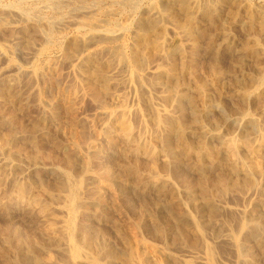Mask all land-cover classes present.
I'll list each match as a JSON object with an SVG mask.
<instances>
[{
    "label": "rangeland",
    "instance_id": "rangeland-1",
    "mask_svg": "<svg viewBox=\"0 0 264 264\" xmlns=\"http://www.w3.org/2000/svg\"><path fill=\"white\" fill-rule=\"evenodd\" d=\"M167 1L0 0V264H238L242 211L261 205L264 224V0ZM139 19L156 24L139 34ZM172 117L191 130L176 160ZM97 129L101 156L84 160Z\"/></svg>",
    "mask_w": 264,
    "mask_h": 264
},
{
    "label": "bare ground",
    "instance_id": "bare-ground-1",
    "mask_svg": "<svg viewBox=\"0 0 264 264\" xmlns=\"http://www.w3.org/2000/svg\"><path fill=\"white\" fill-rule=\"evenodd\" d=\"M169 1V3H170V7L172 6V5H178L180 8L181 7H185L186 6V3H187V0H168ZM167 1V2H168ZM165 4H167V3H165ZM168 5V4H167ZM192 5V4H191ZM170 7L168 6V7H166L165 5H164V8H166V10H169L170 9ZM187 9H188V6H187ZM164 11V10H163ZM187 11V10H186ZM195 11V10H194ZM159 13V12H158ZM178 13V12H177ZM121 14V13H120ZM148 14H150L149 16L150 17H152L153 19H154V16H155V14H156V10L155 9H153V10H151V11H148ZM161 15V14H160ZM174 15V14H173ZM131 16V15H130ZM171 17V16H170ZM185 18V17H184ZM167 19V18H166ZM170 19V18H169ZM205 20V19H204ZM129 21V20H128ZM217 21V20H216ZM172 22V21H171ZM129 23V22H128ZM134 23V22H133ZM87 24V23H86ZM85 24V25H86ZM126 24V23H125ZM156 24V20H149V19H146V20H144V19H139V20H137L136 21V30H138L139 31V34H141V33H144V32H147V31H149V30H151V28H152V26H154ZM134 25V24H133ZM82 27H83V25H82ZM98 26H96V27H94V28H97ZM121 27V26H120ZM122 27H123V24H122ZM87 28V27H86ZM91 28V27H90ZM99 28V27H98ZM97 28V29H98ZM126 28V27H125ZM93 29V28H92ZM91 29V30H92ZM118 30V29H117ZM128 30V29H127ZM49 31H50V29H49ZM122 31V30H121ZM123 31H124V29H123ZM126 31V30H125ZM52 32V31H51ZM113 32V31H112ZM18 33V32H17ZM96 33V32H95ZM45 34V33H44ZM52 34V33H51ZM21 35H22V33H21ZM110 35V34H109ZM115 35V34H114ZM32 36H33V34H32ZM48 36V35H47ZM116 36H118V35H116ZM159 36V35H158ZM31 37V36H30ZM115 37V36H114ZM152 37V36H151ZM172 37V36H171ZM17 38V37H16ZM15 38V39H16ZM26 38V37H25ZM34 38V37H33ZM176 38V37H175ZM30 39V38H29ZM31 40V39H30ZM93 40H95V39H93ZM169 41V40H168ZM14 42V41H13ZM90 42V41H89ZM173 42V41H172ZM88 43V42H87ZM91 43V42H90ZM80 44V43H79ZM81 44H82V42H81ZM135 44V43H134ZM144 44V43H143ZM90 45V44H89ZM132 45V44H131ZM145 45V44H144ZM13 46V45H12ZM91 47V46H90ZM166 47V46H165ZM87 48V47H86ZM88 49V48H87ZM83 50V49H82ZM81 50V51H82ZM116 50V49H115ZM78 51H80V46L79 45H77V44H71L70 46H69V48H67L66 50H65V52H64V56L63 57H65L66 59L65 60H67L68 59V61L70 60V58H72V56L73 55H75V53H77ZM86 51V50H85ZM85 53V52H84ZM6 54H7V52H6ZM83 54V53H82ZM125 54V53H124ZM133 54V53H132ZM79 57V56H78ZM73 58H75V57H73ZM85 58V57H84ZM135 58H137V57H135ZM62 59V58H61ZM81 59V58H80ZM117 60V59H116ZM124 60V59H123ZM49 62V61H48ZM92 62V60H91V57H89V58H87V60H86V63H85V65H88V64H90ZM101 62V61H100ZM120 62V61H119ZM82 64H84V63H82ZM143 64H145V63H143ZM131 66H129V67H131L130 69H131V72H134V70L136 71V69L137 68H139L138 66L140 65V61L139 60H137V59H134L133 58V61H132V64H130ZM83 68V67H82ZM122 68V67H121ZM124 68V67H123ZM141 68V67H140ZM142 68H144V67H142ZM153 68V67H152ZM145 69V68H144ZM154 69V68H153ZM152 69V70H153ZM17 70V69H16ZM121 70H123V69H121ZM120 70V71H121ZM99 71V70H98ZM115 71V70H114ZM126 71V70H125ZM38 72V71H37ZM116 72V71H115ZM114 72V73H115ZM117 72H118V70H117ZM122 72V71H121ZM31 73V72H30ZM41 73V72H40ZM110 73V72H109ZM120 73V72H119ZM127 73V72H126ZM121 74V73H120ZM149 74V73H148ZM158 74V73H157ZM157 74H155V75H157ZM72 75V74H71ZM42 77L44 78L45 77V74L43 73V75H42ZM120 77H122V76H119V78ZM132 77H133V75H132ZM112 78V77H111ZM114 79V77L112 78V80ZM124 79V78H123ZM122 79V80H123ZM133 79V78H132ZM146 80V79H145ZM58 81V80H57ZM56 80H50V79H48L47 81L45 80L44 81V85H43V92H51V91H58V92H60L61 91V88L62 87H60V84L57 82ZM105 82H108V79L106 78L105 80H104ZM115 81V80H114ZM126 81V80H125ZM41 82V81H40ZM129 82H131V81H129ZM136 82V81H135ZM248 82V81H247ZM91 83V82H90ZM94 84V83H93ZM138 84H140V83H138ZM151 85V84H150ZM150 85H148V86H150ZM93 86V85H92ZM193 87V86H192ZM69 88V87H68ZM150 88L152 89V87L150 86ZM138 89H139V87H138ZM143 90H145V89H143ZM154 91H155V89H154ZM147 92V91H146ZM156 92V91H155ZM184 92V91H183ZM53 93V92H52ZM145 93V92H144ZM158 93H160V92H158ZM58 94V93H57ZM146 94V93H145ZM61 95V94H60ZM162 97V96H161ZM139 98H140V95H139ZM158 97H156V99H157ZM163 98V97H162ZM159 99V98H158ZM173 99V98H172ZM211 99V98H210ZM74 100V99H73ZM160 100V99H159ZM175 101H176V104L180 107V109L184 112L185 111V107H186V98H185V96H180V95H176L175 96ZM73 102V101H72ZM167 102V101H166ZM171 102V101H170ZM48 105V104H47ZM189 105V104H188ZM187 105V106H188ZM208 105V104H207ZM148 107V106H147ZM176 107V106H175ZM188 108V107H187ZM208 108V107H207ZM210 108H215L216 110L218 109V110H220V109H222V108H220V106L218 105V104H212L211 106H210ZM206 109V108H205ZM227 109V108H226ZM211 110V109H210ZM149 111V110H148ZM213 111V110H212ZM224 111V110H223ZM101 113H102V115H104V114H108L106 111H104V110H101L100 111ZM115 112V111H114ZM176 112V111H175ZM190 112H191V115H193V117H195L196 115H197V113L195 112V110L193 109V108H191L190 109ZM201 112V111H200ZM203 112V111H202ZM215 112H217V111H215ZM233 112V111H232ZM231 112V113H232ZM99 113V112H98ZM121 113V112H120ZM127 113V112H126ZM206 113H208L207 111H206ZM175 114V113H174ZM202 114V113H201ZM233 114V113H232ZM48 115V114H47ZM101 115V116H102ZM195 115V116H194ZM203 115H205V111H204V114ZM44 116V115H43ZM98 116V115H97ZM239 116V115H238ZM199 117H201V115L199 116ZM42 118V117H41ZM191 118V117H190ZM202 118V117H201ZM212 118V117H211ZM231 118V117H230ZM87 119V118H86ZM188 119V118H187ZM192 119V118H191ZM84 120H85V118H84ZM232 120V122L234 123V124H238L239 126L238 127H240L241 128V130L243 131V132H245V133H249L250 131H252V130H257V129H259L258 128V120L256 119V118H247V117H243V118H234V116H233V118L231 119ZM230 120V121H231ZM189 122V121H188ZM197 122V121H196ZM195 122V123H196ZM200 122V121H199ZM220 122V121H219ZM187 123V122H186ZM232 123V124H233ZM76 124H77V121H76ZM81 124V123H80ZM167 124H168V133H167V137H166V145H167V151H168V154H169V156L172 158V159H174V160H176L177 159V156H179L178 155V153L175 151V150H173V148L170 146L171 145V142L172 141H174V139L176 140H178V139H181V140H183L188 134H191V130L189 129L190 127H187V126H185V125H183L179 120H177V119H175V118H173L172 117V119L169 121V122H167ZM197 124H199V123H197ZM42 125V124H41ZM209 125V124H208ZM44 126V125H43ZM192 126V125H191ZM38 127H40L39 126V124H38ZM217 128V127H216ZM35 129V128H34ZM38 129V128H37ZM90 129V128H89ZM163 129V128H162ZM212 129V128H211ZM163 131H164V129H163ZM256 132V131H255ZM37 133V132H36ZM78 133V132H77ZM105 133V132H104ZM164 133V132H163ZM206 133H208V132H206ZM92 134V133H91ZM79 135V134H78ZM88 136V135H87ZM100 136H101V132H99L98 131V129L96 130V133H95V135H94V138H93V140H91L90 142H89V144H88V147H87V150H86V153H82V158L84 159V160H86L88 157L87 156H91L92 158H98V157H100L101 156V147H100V144L102 143L101 141V143H99V138H100ZM224 136V135H223ZM254 136V135H253ZM103 138V137H102ZM80 139V138H79ZM105 140V139H104ZM248 140V139H247ZM251 140V139H250ZM106 142V141H105ZM175 142V141H174ZM79 143V142H78ZM177 143H178V141H177ZM200 143V142H199ZM70 144H71V142H70ZM72 145V144H71ZM177 145V144H176ZM175 145V146H176ZM150 146V145H149ZM180 147H182V146H180ZM76 149H77V147H76ZM217 149V148H216ZM235 149V148H234ZM78 150V149H77ZM166 151V152H167ZM221 151V150H220ZM226 151V150H225ZM76 152V151H75ZM83 152V151H82ZM162 152V151H161ZM79 153V152H78ZM230 153V152H229ZM217 155V154H216ZM234 155V154H233ZM186 156V155H185ZM166 157V156H165ZM231 157V156H230ZM14 159V158H13ZM183 159V158H182ZM65 160V159H64ZM74 160V159H73ZM6 161H7V159H6ZM224 161V160H223ZM74 162V161H73ZM174 162V161H173ZM217 162V161H216ZM19 163V162H18ZM197 163V162H196ZM12 164V163H11ZM227 164V163H226ZM38 165V164H37ZM65 165H66V163H65ZM82 166H84V163H83V165ZM188 167V166H187ZM254 167H255V165H254ZM253 167V168H254ZM85 168V167H84ZM108 168V167H107ZM110 168V167H109ZM249 168V167H248ZM172 169V168H171ZM257 169V168H256ZM134 170V169H133ZM233 170H234V168H233ZM253 170V169H252ZM137 171V170H136ZM243 172V171H242ZM53 173V172H52ZM103 173V172H102ZM255 173V172H254ZM80 174V173H79ZM107 174V173H106ZM231 174V173H230ZM35 175V174H34ZM210 175V174H209ZM231 176V175H230ZM246 176V175H245ZM235 177V176H234ZM242 177V176H241ZM65 180H67L68 182L70 181V174L67 172L66 174H65ZM89 178V177H88ZM204 178V177H203ZM238 178V177H237ZM243 178V177H242ZM248 181L247 182H249V179L248 178H246ZM44 180V179H43ZM72 180V179H71ZM104 180V179H103ZM106 180V179H105ZM18 181V180H17ZM225 181H227V180H225ZM240 181V180H239ZM198 183H199V181H198ZM197 183V184H198ZM217 183V182H216ZM225 183V182H224ZM187 184V183H186ZM231 184V183H230ZM235 184V183H234ZM237 184V183H236ZM243 184V183H242ZM72 185V184H71ZM168 185V184H167ZM195 185H196V183H195ZM195 185H193V186H195ZM227 185H229V184H227ZM238 185V184H237ZM240 185H241V183H240ZM248 186L249 185H251V184H247ZM187 186V185H186ZM245 186V185H244ZM57 187V186H56ZM55 187V188H56ZM230 187V186H229ZM239 187H241V186H239ZM69 188H70V186H69ZM119 188V187H118ZM218 188H219V186H218ZM234 188V187H233ZM164 189V188H163ZM169 189V188H168ZM208 189V188H207ZM87 190V189H86ZM160 190V189H159ZM229 190V189H228ZM233 190V189H232ZM246 190V189H245ZM247 190H249V189H247ZM261 190V189H260ZM58 191V190H57ZM251 191V190H250ZM165 192V191H164ZM196 192V191H195ZM25 193V192H24ZM176 193V192H175ZM242 193V192H241ZM253 193V192H252ZM255 193V192H254ZM253 193V194H254ZM112 195V194H111ZM169 195V194H168ZM187 195V194H186ZM193 195V194H192ZM189 196V195H188ZM249 196V195H248ZM68 197H69V205H68V208H69V214H70V219H69V221H68V227H69V229L70 230H72L73 229V227H74V225H75V220H74V217H75V215H76V213H77V210H78V204H77V202H78V197H79V195H78V190H77V188L76 187H73V188H71L70 189V191H69V195H68ZM87 198H90V196L89 197H87ZM174 199V198H173ZM259 199V198H258ZM68 201V200H67ZM94 202V201H93ZM173 202V201H172ZM255 203H257V202H255ZM84 204V203H83ZM82 204V205H83ZM151 204V203H150ZM202 205V207H209V209L211 208V209H213L214 207V205H212V204H210L209 202H204L203 204H201ZM84 206V205H83ZM219 206V205H218ZM260 206L261 205H253V207H249V208H246V209H244L243 211H242V215H243V218H244V226H243V228H242V234L244 235V237H243V241L242 242H240V243H236V245L238 246V252H239V260H238V264H260V262L262 261V260H264V224H263V222L261 223V221L262 220H260V218H261V215L263 214L261 211H263L262 209L260 210ZM158 207V206H157ZM245 208V207H244ZM214 210V209H213ZM240 210V209H239ZM45 211V210H44ZM197 211V210H196ZM219 211V210H218ZM167 212V211H166ZM215 212V211H214ZM222 212V211H221ZM220 212V213H221ZM164 213V212H163ZM198 213V212H197ZM218 213V212H217ZM262 213V214H261ZM210 214V213H209ZM215 215V214H214ZM217 216H218V214H216ZM212 216V215H211ZM239 217V216H238ZM212 219V218H211ZM214 219H216V218H214ZM217 220V219H216ZM236 220V219H235ZM215 221V220H214ZM188 223V222H187ZM186 223V224H187ZM211 224V223H210ZM229 224V223H228ZM205 225V224H204ZM206 225H208V224H206ZM217 225V224H216ZM230 225V224H229ZM180 227V226H179ZM202 227V226H201ZM195 228V227H194ZM181 229H183V228H181ZM235 229H237V228H235ZM168 230V229H167ZM178 230V229H177ZM225 230V229H224ZM227 230V229H226ZM238 230V229H237ZM237 230H235V231H237ZM179 232V231H178ZM182 232V231H181ZM184 232V231H183ZM239 232V231H238ZM15 233V232H14ZM19 233V232H18ZM185 233V232H184ZM86 234V233H85ZM188 234V233H187ZM186 234V235H187ZM24 235V234H23ZM71 235V234H70ZM87 235V234H86ZM180 235V234H179ZM37 236V235H36ZM40 236V235H39ZM84 236V235H83ZM229 236V235H228ZM227 236V237H228ZM40 237H42V235L40 236ZM75 237V236H74ZM177 237H178V235H177ZM188 237V236H187ZM36 238V237H35ZM85 238V237H84ZM219 239L221 238V237H218ZM233 238V237H232ZM25 239V238H24ZM28 239V238H27ZM93 239V238H92ZM185 239V238H184ZM183 239V240H184ZM189 239V238H188ZM215 239V238H214ZM19 240H20V237H19ZM76 240V239H75ZM87 240V239H86ZM186 240V239H185ZM48 241V240H47ZM36 242V241H35ZM39 242V241H38ZM88 242V241H87ZM92 242H94V241H92ZM91 242V243H92ZM239 242V241H238ZM2 243V242H1ZM53 243V242H52ZM85 243V242H84ZM95 243V242H94ZM251 243H253V245H255V246H257V248H259L261 251H262V257L261 258H259L258 257V255L256 256V254H255V251H253V248L250 246V244ZM33 244H34V242H33ZM50 244V243H49ZM59 244V243H58ZM89 244V243H88ZM231 244V243H230ZM41 245V244H40ZM43 245V244H42ZM47 245V244H46ZM88 246V245H87ZM24 247V246H23ZM37 247V246H36ZM9 248V247H8ZM16 248V247H15ZM56 248V247H55ZM219 249V248H218ZM40 250V249H39ZM38 250V251H39ZM75 250V249H74ZM220 250V249H219ZM24 251V250H23ZM42 251V250H41ZM40 251V252H41ZM40 252L38 253V252H36V253H38V254H40ZM233 252V251H232ZM74 253V252H73ZM141 253V252H140ZM3 254H5V253H3ZM27 254V253H26ZM29 254V253H28ZM34 254V253H33ZM107 254V253H106ZM112 254V253H111ZM154 254V252H151V255H153ZM202 254V253H201ZM230 254V253H229ZM260 254H261V252H260ZM36 255V254H35ZM117 255V254H116ZM136 255V254H135ZM196 256H197V260H199L200 261V263H202V264H205V258L204 257H202V256H199V255H197V254H195ZM234 255V254H233ZM15 256V255H14ZM28 256V255H27ZM23 257V259L25 260V259H28L29 257ZM32 256V255H31ZM40 256V255H39ZM20 257V256H19ZM34 257H36V256H34ZM42 257V256H41ZM234 257V256H233ZM235 257H236V255H235ZM14 258V257H13ZM196 258V257H195ZM32 259V261L34 260V258L32 257L31 258ZM36 259V258H35ZM141 259H142V261L144 262V261H147L148 259H151L150 261L151 262H153V264H160L159 263V260L158 259H156L154 256L152 257H147L146 255H143V252H142V255H141ZM17 263V262H16ZM108 263H110V262H108ZM170 263V262H169ZM98 264V263H97ZM118 264V263H117ZM149 264V263H148ZM183 264V263H182ZM192 264V263H191ZM199 264V263H198Z\"/></svg>",
    "mask_w": 264,
    "mask_h": 264
}]
</instances>
